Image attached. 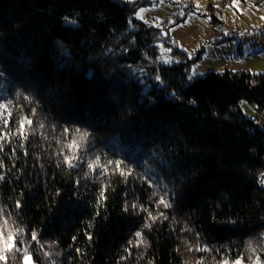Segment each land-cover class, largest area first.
Instances as JSON below:
<instances>
[{"label":"trees","instance_id":"16d2710c","mask_svg":"<svg viewBox=\"0 0 264 264\" xmlns=\"http://www.w3.org/2000/svg\"><path fill=\"white\" fill-rule=\"evenodd\" d=\"M146 3L0 0V264H264V74L190 81Z\"/></svg>","mask_w":264,"mask_h":264},{"label":"rangeland","instance_id":"374dc122","mask_svg":"<svg viewBox=\"0 0 264 264\" xmlns=\"http://www.w3.org/2000/svg\"><path fill=\"white\" fill-rule=\"evenodd\" d=\"M145 1L135 12L137 20L163 29L172 25L166 30L188 57L194 60L201 55L190 81L210 72L264 74V0ZM241 109L264 126V115L255 106L244 101Z\"/></svg>","mask_w":264,"mask_h":264},{"label":"snow or ice","instance_id":"6c2138e0","mask_svg":"<svg viewBox=\"0 0 264 264\" xmlns=\"http://www.w3.org/2000/svg\"><path fill=\"white\" fill-rule=\"evenodd\" d=\"M29 123H30V121H29ZM5 225H6V222H5ZM0 235H2V234H0ZM137 235H139V233H137ZM35 238L36 237L33 236V239H35ZM13 240H14L13 236L9 235L7 237V240L4 243L5 250H10L14 246L13 243H9V241H13ZM0 259H4V257L0 256ZM24 259H25V264H30V259H31L30 257L25 256ZM236 264H240V261H236Z\"/></svg>","mask_w":264,"mask_h":264},{"label":"built area","instance_id":"2783aa9c","mask_svg":"<svg viewBox=\"0 0 264 264\" xmlns=\"http://www.w3.org/2000/svg\"><path fill=\"white\" fill-rule=\"evenodd\" d=\"M260 183H261V185L264 186V175L261 176V178H260Z\"/></svg>","mask_w":264,"mask_h":264},{"label":"water","instance_id":"95a60500","mask_svg":"<svg viewBox=\"0 0 264 264\" xmlns=\"http://www.w3.org/2000/svg\"><path fill=\"white\" fill-rule=\"evenodd\" d=\"M246 118H249L248 116H245ZM257 128L258 129H260L261 128V126L260 125H257Z\"/></svg>","mask_w":264,"mask_h":264},{"label":"crops","instance_id":"0c3cea01","mask_svg":"<svg viewBox=\"0 0 264 264\" xmlns=\"http://www.w3.org/2000/svg\"><path fill=\"white\" fill-rule=\"evenodd\" d=\"M262 127V126H261Z\"/></svg>","mask_w":264,"mask_h":264}]
</instances>
